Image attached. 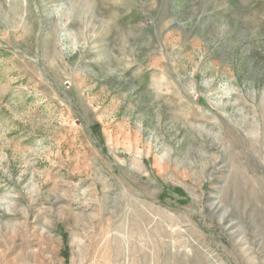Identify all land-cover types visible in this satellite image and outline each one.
I'll return each instance as SVG.
<instances>
[{"label":"rangeland","instance_id":"obj_1","mask_svg":"<svg viewBox=\"0 0 264 264\" xmlns=\"http://www.w3.org/2000/svg\"><path fill=\"white\" fill-rule=\"evenodd\" d=\"M0 264H264V0H0Z\"/></svg>","mask_w":264,"mask_h":264}]
</instances>
